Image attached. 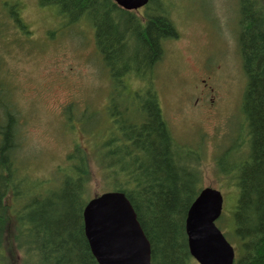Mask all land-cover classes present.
<instances>
[{
  "label": "trees",
  "instance_id": "obj_1",
  "mask_svg": "<svg viewBox=\"0 0 264 264\" xmlns=\"http://www.w3.org/2000/svg\"><path fill=\"white\" fill-rule=\"evenodd\" d=\"M164 1L169 4L149 0L137 15L139 10L125 11L112 0H36L40 8H55L68 26L86 20L92 27L111 81V125L105 131L97 126L95 151L75 138L65 166L52 179H40L14 164L15 121L7 110L0 129V264H98L83 224L95 172L131 204L150 245V264L193 261L184 226L204 188L202 149L175 140L160 107L156 68L165 43L179 36ZM15 4L4 9L17 25L21 48L31 42V31L23 2ZM237 13L244 126L215 158V167L217 180L238 191L231 235L240 255L233 264H264V0H237ZM69 129L78 134L73 125Z\"/></svg>",
  "mask_w": 264,
  "mask_h": 264
},
{
  "label": "rangeland",
  "instance_id": "obj_2",
  "mask_svg": "<svg viewBox=\"0 0 264 264\" xmlns=\"http://www.w3.org/2000/svg\"><path fill=\"white\" fill-rule=\"evenodd\" d=\"M20 1L31 42L22 49L18 44L3 46L6 78L2 70L0 74L6 94L0 115L8 109L16 122L12 126L16 167L26 166L36 178L50 180L57 167L65 166L75 138L83 149L96 150L97 126L105 131L111 125L106 116L111 81L86 20L68 26L55 8H40L36 0ZM168 1L162 3L169 7L179 36L165 43L156 68L160 107L175 140L200 145L203 186L223 196L216 226L237 258L240 250L231 234L238 191L217 180L215 167V158L238 133L243 118L246 78L237 50V0ZM133 83L141 88L140 82ZM70 125L77 135L70 132ZM94 176L89 197L110 191L97 172Z\"/></svg>",
  "mask_w": 264,
  "mask_h": 264
},
{
  "label": "water",
  "instance_id": "obj_3",
  "mask_svg": "<svg viewBox=\"0 0 264 264\" xmlns=\"http://www.w3.org/2000/svg\"><path fill=\"white\" fill-rule=\"evenodd\" d=\"M125 11H137L149 0H112ZM223 196L204 187L188 209L185 235L189 255L197 264H233L235 251L216 222ZM85 235L98 264H150V245L136 214L124 196L115 191L94 195L83 209Z\"/></svg>",
  "mask_w": 264,
  "mask_h": 264
},
{
  "label": "flooded vegetation",
  "instance_id": "obj_4",
  "mask_svg": "<svg viewBox=\"0 0 264 264\" xmlns=\"http://www.w3.org/2000/svg\"><path fill=\"white\" fill-rule=\"evenodd\" d=\"M10 2H14L16 3L15 5H17V0H0V72L2 70V74L5 77V73L4 70L2 69V61L4 59V56L1 57V51L3 50V46L7 45L8 48H14L17 45V25H15V23L13 22V20L11 19V16L5 12V6L6 4H9ZM5 21L10 22L11 25H7L5 26ZM7 30V36H5V27ZM2 74H0V108L4 107L2 105V103L4 104L5 101V94H6V88H4L3 84L1 83L2 80ZM6 78V77H5ZM215 103L214 98L211 99V103ZM8 109H5V115L4 112H2V114L0 115V125H6V112ZM4 115V116H2ZM243 125H239V129L242 128ZM238 129V132H239ZM237 134L235 135L234 138H236ZM3 172V171H1Z\"/></svg>",
  "mask_w": 264,
  "mask_h": 264
},
{
  "label": "bare ground",
  "instance_id": "obj_5",
  "mask_svg": "<svg viewBox=\"0 0 264 264\" xmlns=\"http://www.w3.org/2000/svg\"><path fill=\"white\" fill-rule=\"evenodd\" d=\"M5 172V171H4ZM10 172H12L14 174V172L12 170H10Z\"/></svg>",
  "mask_w": 264,
  "mask_h": 264
}]
</instances>
